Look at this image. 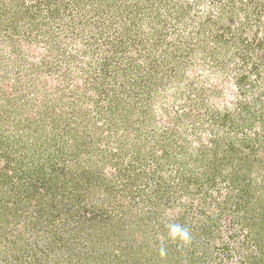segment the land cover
I'll use <instances>...</instances> for the list:
<instances>
[{"label":"rangeland","instance_id":"rangeland-1","mask_svg":"<svg viewBox=\"0 0 264 264\" xmlns=\"http://www.w3.org/2000/svg\"><path fill=\"white\" fill-rule=\"evenodd\" d=\"M0 264H264V0H0Z\"/></svg>","mask_w":264,"mask_h":264},{"label":"trees","instance_id":"trees-1","mask_svg":"<svg viewBox=\"0 0 264 264\" xmlns=\"http://www.w3.org/2000/svg\"><path fill=\"white\" fill-rule=\"evenodd\" d=\"M14 160V159H13ZM12 160V161H13ZM16 160L18 161L19 159L18 158H16ZM65 169H66V167L63 165L61 168H58V167H56V165L55 166H53V171H56V172H59V176H60V174H62V173H65ZM90 185H93V182L92 181H89L88 182ZM86 188H87V186H86ZM85 188V189H86ZM72 192H70V193H66V194H68V195H70ZM56 196V195H55ZM70 196H72V195H70ZM68 196H65V198H67Z\"/></svg>","mask_w":264,"mask_h":264}]
</instances>
